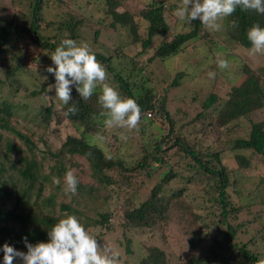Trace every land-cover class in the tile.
Wrapping results in <instances>:
<instances>
[{
    "label": "trees",
    "instance_id": "1",
    "mask_svg": "<svg viewBox=\"0 0 264 264\" xmlns=\"http://www.w3.org/2000/svg\"><path fill=\"white\" fill-rule=\"evenodd\" d=\"M126 1L103 0L106 12L111 17L110 26L114 29H126L131 36L128 45L140 47L134 57L128 58L134 71L126 70L125 73V69L121 68L124 58L128 57L122 50L124 45L110 50L108 55L93 52L97 60L106 67L109 83L117 87L122 96L136 99L141 106L142 119L138 130L142 138L140 147L136 149L128 141H121L118 129L104 128L102 110L97 103L99 90L90 100L84 101L73 88L71 103L76 105L78 111L64 116L76 135H68L57 151L47 152L51 160L49 170L61 178L74 164L71 162L72 156L83 157L90 165L93 177L100 180L105 188L113 186L117 199L124 196L121 222L124 230L151 227V218H161L166 212L172 211L173 206H180L182 202L178 199L185 195V190L198 183L203 188L201 195L207 203V209L196 215L197 226L190 224L188 227H192L188 230L191 236L202 233L198 238L199 242L206 237L210 242L201 256L192 253L180 264H264V211L261 216H257L256 225L251 221L256 219L237 222L241 208L233 201L230 193L237 173L232 170L228 160L231 158L241 171L249 163L245 152L261 154L264 158V83H261L264 71L262 74L256 73L247 65L246 76L231 87L225 101L220 102V108L211 109L213 104L219 102L218 93L211 92L201 102L202 109L192 118L185 120V116L182 117L184 124H179L175 114L167 108L166 94L170 87L178 86L188 76L186 70H177L163 90H158L155 85H147L146 80L150 74L147 70L151 62L164 64L169 58L179 57L183 45L198 37L199 29L204 27L194 21L190 29H184L185 24H182L183 29L176 31L164 15L168 11L165 0H147L138 12L128 9L120 11L118 8ZM43 2L44 0H32L29 25L13 19L0 23V64L4 67V79L0 77V85L21 71L27 62H50L52 52L63 39L80 38L76 26L83 20L74 19L67 13L57 23H47L48 26L57 24L54 34L47 37L41 35L39 29L42 18L39 11ZM232 19L238 21L239 27L230 29L226 26L228 38L248 49L250 44L246 38L247 30L257 23L264 27V15L245 13L238 9L229 18ZM25 31L31 34L33 43L41 51L47 50L46 54L39 53L30 58L17 46L18 43L12 36L19 38V33ZM98 34L99 31L95 30L94 37ZM116 57L118 61H115ZM141 57L145 59V64L138 67L136 61ZM137 74L142 78L147 76V79L137 82L133 78ZM50 83H54L51 74L39 90H32L29 94L44 92ZM51 105L44 110V120L51 117ZM63 108L66 113L67 106L64 105ZM11 113V104L0 102V130L18 136L30 155L20 156L22 148L8 138L4 140L5 151L1 153L2 158L9 159L12 152L17 153L19 158L13 160L21 164L22 168L18 170V174L2 178L7 167L13 169L15 163L10 161L6 164L0 159V248L7 243L17 250L23 248L27 251L24 237L31 244L46 242L48 230L66 214L76 215L86 229L91 225L106 226L109 213L100 212L99 218L91 219L67 203L60 204V209L64 212H61V217L54 216L51 212L55 202L50 197L40 198L45 207L44 212H34V205L41 194L44 180L48 177L47 174L40 173L42 162L35 157V143L10 125ZM205 119H208L206 125ZM153 126L157 127V132L153 131ZM97 133L107 137L106 143L94 144ZM1 139L2 133L0 141ZM122 146L126 147L124 151ZM134 154L136 158H133ZM118 177L122 179L120 182ZM133 179L140 181L134 185L139 192L142 186L148 188L146 196L138 204H134L137 190L131 189ZM128 188L131 190L130 194L126 193ZM33 194L35 197L31 199ZM125 251L132 253L128 237ZM145 252L140 258V264H168L167 255L161 247L148 246ZM0 256L3 257L2 251Z\"/></svg>",
    "mask_w": 264,
    "mask_h": 264
},
{
    "label": "rangeland",
    "instance_id": "2",
    "mask_svg": "<svg viewBox=\"0 0 264 264\" xmlns=\"http://www.w3.org/2000/svg\"><path fill=\"white\" fill-rule=\"evenodd\" d=\"M146 2L147 0H127L118 9L120 11L128 9L132 12H138L145 6ZM179 3L180 0H165L168 11L164 15L176 31L183 28L188 30L191 26L185 24L181 28L182 23L173 15ZM32 8V0H0V23L13 19L15 22L29 25L32 18ZM66 13L72 15L74 19L83 20L81 24L76 26L80 38L74 40L88 43L94 52L98 51L104 55H108L110 50H115L124 45L122 50L128 57L124 58L121 68L125 69V73L128 70L134 71L133 64L128 58L134 57L140 51V47L134 48L133 45H128L131 36L128 35L126 29H114L110 26L111 17L106 12L103 0H44L39 11L40 15L38 14L42 18V25L39 29L41 35L47 37L54 34L57 31V24L48 26L47 23L51 21L57 23ZM95 30L99 31L96 38L94 37ZM206 31L204 28L199 29L198 37L183 45L180 58H169L166 60L167 64L166 62L164 64L151 62L147 70V73H150L149 79L147 76L142 78L139 74L133 77L137 82L147 79L148 86L155 85L158 90H163L177 70L181 68L186 70L188 76L178 86L170 87L166 94L168 97L167 108L175 114L179 124H184L182 117L185 116V120H187L198 113L202 109L201 102L211 92H217L219 95V102L213 104L211 109L220 108V102L225 101L231 87L238 84L246 76L245 67L247 65L256 73L262 74L264 71V56L250 57L247 49L240 47L235 41L228 38L225 28L214 33ZM19 35V38L15 35L12 37L18 43L17 46L21 47L28 57L31 58L39 53L40 55L46 54L47 50L41 51L40 47L33 43L28 31L19 33ZM144 56L148 57V55ZM219 58L229 60L230 67L226 70H220L216 64V60ZM137 59L138 67L145 64L143 57ZM115 61H118V58ZM48 66H53L52 61L46 60L45 63L27 62L21 71H18L8 82L0 85V102L6 101L12 106V113L9 117L10 125L35 143V157L42 162L40 173L47 174L48 177L44 180L41 194L33 208L34 212H44L45 207L40 198L50 197L55 202L51 212L54 216L61 217V203L75 207L91 219L99 218L100 212L109 213V220L104 226L106 228L99 224L91 225L87 230L96 236L102 246L119 255L120 264H140V258L146 253V248L152 245L159 246L165 251L168 264H180L192 253L201 256L210 240L206 237L204 241L199 242L198 238L202 236V233L191 236L188 230L192 227H188L190 224L197 226L196 215L202 214L207 209V203L204 202L201 195L203 188L198 183L192 184L185 190V198L183 196L178 199L182 202L180 206H173L172 211L166 212L161 218H151V227L127 228L125 230L121 225L124 196L121 195L117 199L113 186L105 188L100 180L93 177L90 165L83 157H71V162L74 164L71 165L70 170L79 179L77 194L71 196L64 191V175L59 178L51 173L49 170L51 160L47 152L57 151L65 138L68 135H76V132L64 116V105L55 97L54 91L48 92V86L53 83L48 84L45 91L38 95L29 94L30 91L39 90L42 87L46 80L45 77L49 75L45 70ZM3 70L4 67L0 64V77L2 79H4ZM210 71L216 73L214 79H209L208 73ZM261 83H264V78L261 79ZM50 105L52 106L51 117L44 120V110ZM206 123H208V119H205L204 124L206 125ZM187 129L189 130V127ZM118 130L128 136L127 141L136 149L140 147L142 138L139 131ZM153 131H158L156 126H153ZM0 133H2L0 159L6 164L14 161V158H19V155L13 152L9 159L2 158L1 153L5 151L4 140L6 138L22 148L23 152L20 156L30 155L18 136L4 130H0ZM125 148L122 146V151ZM245 154L249 158V163L247 168L241 171L237 164L228 158L230 167L237 173L234 187L230 188L233 201L241 208L237 222L256 219L264 211V158L261 154L254 152H245ZM133 158H136V154L133 155ZM14 163L15 168L13 169L6 165L7 170L2 173V178H7L10 174L12 176L18 174L22 165L15 161ZM153 177L156 179V176ZM118 179L119 182L122 180L121 177ZM139 182V180L133 179L131 189L137 190L134 185ZM130 192L131 190L128 188L126 193L130 194ZM147 192L148 188L144 186L141 187L140 192L137 190L134 204H138ZM34 197L33 194L31 199ZM251 221L254 225L257 224V219ZM126 237L131 240V254L125 251ZM18 250L26 252L23 248ZM0 264H3V257L1 256ZM16 264H21V262L18 260Z\"/></svg>",
    "mask_w": 264,
    "mask_h": 264
},
{
    "label": "clouds",
    "instance_id": "3",
    "mask_svg": "<svg viewBox=\"0 0 264 264\" xmlns=\"http://www.w3.org/2000/svg\"><path fill=\"white\" fill-rule=\"evenodd\" d=\"M264 15V0H180L173 15L182 24L192 25L198 21L209 32H219L226 26L230 29L239 27L238 21L229 20L237 10ZM227 22V24H225ZM250 44L247 49L250 57L264 56V27L253 24L246 33ZM50 59L53 66L46 67V72L54 77V83L48 86V92L54 91L55 97L67 106L66 115L75 114L78 108L72 98L75 88L79 97L88 101L97 93V103L101 108L103 126L106 129H123L127 132L138 131L141 119V106L136 99L122 96L117 87L109 83L106 67L96 58L88 43L74 39H63L52 52ZM220 70L230 67L225 58L216 60ZM216 73L210 71L209 79ZM47 79V77H45ZM120 140L127 142L123 132ZM107 137L97 133L95 143H106ZM59 183V181H57ZM64 191L71 196L77 194L79 179L72 170L64 174ZM46 242L28 243L23 238L27 249L22 252L5 243L3 264H120L119 255L102 246L96 236L90 233L74 214H66L47 232Z\"/></svg>",
    "mask_w": 264,
    "mask_h": 264
}]
</instances>
